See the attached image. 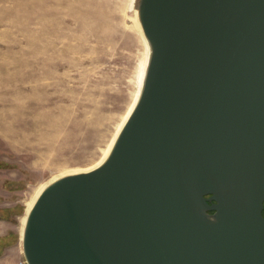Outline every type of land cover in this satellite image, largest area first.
<instances>
[{
  "label": "water",
  "instance_id": "water-1",
  "mask_svg": "<svg viewBox=\"0 0 264 264\" xmlns=\"http://www.w3.org/2000/svg\"><path fill=\"white\" fill-rule=\"evenodd\" d=\"M137 11L139 101L101 166L41 193L27 264H264V0Z\"/></svg>",
  "mask_w": 264,
  "mask_h": 264
},
{
  "label": "rangeland",
  "instance_id": "rangeland-1",
  "mask_svg": "<svg viewBox=\"0 0 264 264\" xmlns=\"http://www.w3.org/2000/svg\"><path fill=\"white\" fill-rule=\"evenodd\" d=\"M140 0H0V264L38 189L98 163L136 95Z\"/></svg>",
  "mask_w": 264,
  "mask_h": 264
},
{
  "label": "bare ground",
  "instance_id": "bare-ground-1",
  "mask_svg": "<svg viewBox=\"0 0 264 264\" xmlns=\"http://www.w3.org/2000/svg\"><path fill=\"white\" fill-rule=\"evenodd\" d=\"M134 18H133V21L134 23L136 24V27L138 28L139 32H140V35H141V39L143 41V44H144V59H143V62H142V66H141V73H140V78H139V84H138V89H137V92H136V95L134 97V100L131 104V106L129 107L122 123L120 124L119 128L117 129V132H116V137L110 142L108 148L106 149L104 155L102 156L101 160L96 163L94 166L88 168V169H85V170H78V171H73V172H69V173H65L63 175H61L59 178L55 179L54 181H52L51 183H49L48 185H44L42 187H40L38 189V191L35 193L33 199L29 202V204L27 205V208H26V216H25V219H24V224H23V229H22V234H21V243L23 242V233H24V228H25V224H26V221H27V216L28 214L30 213L31 209L33 208L34 204L36 203L37 199L39 198V196L41 195V193L50 185L52 184L53 182H55L56 180L60 179V178H63L65 176H69V175H74V174H79V173H85V172H89V171H92L96 168H98L99 166H101L108 158L115 142H116V139L117 137L119 136L122 128L124 127L125 123L127 122L128 118L130 117V115L132 114L136 104L138 103L139 101V98H140V95H141V92H142V88H143V84H144V81H145V76H146V73H147V69H148V65H149V62H150V58H151V54H152V48H151V45L148 41V39L146 38V36L144 35V32L141 28V25H140V22H139V18H138V11H135L134 12Z\"/></svg>",
  "mask_w": 264,
  "mask_h": 264
},
{
  "label": "flooded vegetation",
  "instance_id": "flooded-vegetation-1",
  "mask_svg": "<svg viewBox=\"0 0 264 264\" xmlns=\"http://www.w3.org/2000/svg\"><path fill=\"white\" fill-rule=\"evenodd\" d=\"M209 197V196H208ZM212 213V212H211Z\"/></svg>",
  "mask_w": 264,
  "mask_h": 264
}]
</instances>
